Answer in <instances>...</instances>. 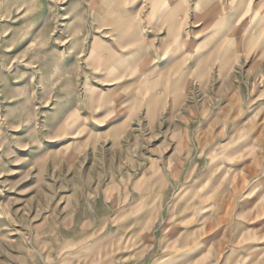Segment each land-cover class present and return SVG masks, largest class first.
I'll list each match as a JSON object with an SVG mask.
<instances>
[{
	"label": "rangeland",
	"instance_id": "rangeland-1",
	"mask_svg": "<svg viewBox=\"0 0 264 264\" xmlns=\"http://www.w3.org/2000/svg\"><path fill=\"white\" fill-rule=\"evenodd\" d=\"M0 264H264V0H0Z\"/></svg>",
	"mask_w": 264,
	"mask_h": 264
}]
</instances>
